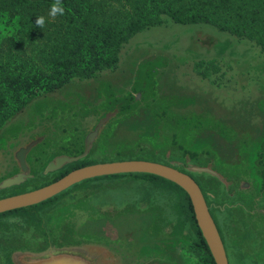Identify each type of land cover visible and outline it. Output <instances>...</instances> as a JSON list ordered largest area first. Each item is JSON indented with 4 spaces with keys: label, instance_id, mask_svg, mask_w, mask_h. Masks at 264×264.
Masks as SVG:
<instances>
[{
    "label": "flooded vegetation",
    "instance_id": "1",
    "mask_svg": "<svg viewBox=\"0 0 264 264\" xmlns=\"http://www.w3.org/2000/svg\"><path fill=\"white\" fill-rule=\"evenodd\" d=\"M212 28L133 41L10 121L0 264L106 237L165 264H217L209 222L225 264H264V40ZM25 140H37L27 169Z\"/></svg>",
    "mask_w": 264,
    "mask_h": 264
},
{
    "label": "trees",
    "instance_id": "2",
    "mask_svg": "<svg viewBox=\"0 0 264 264\" xmlns=\"http://www.w3.org/2000/svg\"><path fill=\"white\" fill-rule=\"evenodd\" d=\"M54 2L0 0V10L12 13L11 19L18 18L22 27L20 35L6 38L0 46V127L37 97L38 90L48 93L72 76L88 77L109 66L117 50L142 31L168 20L224 28L211 16L236 13L242 17L248 7L264 14V0H183L181 5L171 0H62L65 14L52 20L48 13ZM41 15L48 17L44 28L35 24ZM239 31L234 33L245 34ZM37 42L44 48L43 62H48L43 68H37L26 53ZM15 56L22 60L14 63Z\"/></svg>",
    "mask_w": 264,
    "mask_h": 264
},
{
    "label": "water",
    "instance_id": "3",
    "mask_svg": "<svg viewBox=\"0 0 264 264\" xmlns=\"http://www.w3.org/2000/svg\"><path fill=\"white\" fill-rule=\"evenodd\" d=\"M36 103L37 101L34 104ZM6 132L5 129L0 133L1 142ZM36 148L37 140L20 141L15 154L23 169L28 168V159H33L29 157V152ZM201 226L217 264H225L224 256L219 253L221 244L214 227L210 222L204 225L201 223ZM55 240H49L47 244H44L45 242L37 244V264H165L159 257L151 256L141 243L130 247L121 240L106 237L103 240L88 238L81 244L66 243L57 246L50 242Z\"/></svg>",
    "mask_w": 264,
    "mask_h": 264
},
{
    "label": "rangeland",
    "instance_id": "4",
    "mask_svg": "<svg viewBox=\"0 0 264 264\" xmlns=\"http://www.w3.org/2000/svg\"><path fill=\"white\" fill-rule=\"evenodd\" d=\"M173 2H175L176 4L178 3V5H181L183 0H171ZM115 5V3H114ZM118 6V5H116ZM246 13L244 16L240 17L239 14L236 13H226L225 15L222 16H211V18L219 20L223 23V27L228 29L231 32H234L236 30H241L239 32H244L245 34H247L248 36L251 35L253 40H259V41H263L264 40V14L260 12L259 8H253V7H248L246 10ZM7 10H0V46H1V42L3 40H5L6 38L12 36V35H20V32L18 31L19 29H21L22 27L20 24V20L18 18L16 19H11L12 18V13H7ZM10 12V11H9ZM114 10L111 11V13H113ZM254 12H257L255 15ZM108 19L106 18V21ZM212 27H218L217 25H210V24H193V25H181V24H176L171 20H168V22L163 23L162 25L150 28L148 30L142 31L141 33L137 34L136 36H134L128 43H125L121 48H119L116 52V59L107 67H105L102 70L97 71L96 73H99L103 70H106L107 68L111 67L113 65V63L115 61H117V59L121 56V54L127 49L128 45L131 42H137L140 39H148V38H152L151 36L153 35H157V34H168V33H179V31H187V33L192 32L194 34L199 33L202 29L204 30L205 28L207 29H214ZM186 33V34H187ZM192 35L191 37L188 35H183L182 38L184 39H188V40H192L193 36L196 35ZM6 46V43L3 44ZM37 47H34L36 46ZM34 46H31L30 48L27 49V56L31 57L32 60L34 61V64L37 66V68H43V66L48 65V62H43L45 56L42 53L43 51V47L41 45H39V43L37 42ZM14 51H16L14 49ZM1 56V55H0ZM3 57H5V55L3 54ZM21 59V57H17L15 56L13 58V62L15 63L16 61H18V59ZM1 59V58H0ZM43 72L48 76L51 77L52 76V72L49 69H44ZM95 73V74H96ZM80 79H82V77L80 76H72L67 82L69 81H75V82H80ZM67 82L63 83L61 86L63 90H66L67 87L69 86L67 84ZM60 86V87H61ZM58 87V88H60ZM56 88V89H58ZM54 89V90H56ZM52 92V91H50ZM38 95L37 97H35L29 104V106H32L37 100H40L42 97V95L45 93L44 91L38 90L37 91ZM49 93V92H48ZM54 95V94H53ZM28 105H26L24 108H26ZM23 108V109H24ZM23 109H21L20 111H18L16 114H14L13 116H11L9 118L8 121H6L1 127H0V133L5 130L7 128V125L10 124L12 122V120H15L14 117L19 114ZM11 121V122H10ZM189 264H195V262L193 261V259H190V263Z\"/></svg>",
    "mask_w": 264,
    "mask_h": 264
},
{
    "label": "clouds",
    "instance_id": "5",
    "mask_svg": "<svg viewBox=\"0 0 264 264\" xmlns=\"http://www.w3.org/2000/svg\"><path fill=\"white\" fill-rule=\"evenodd\" d=\"M65 14V8L62 4V0H55V2L51 5L50 11L48 13V17H51L54 20L58 15L63 16ZM48 17L46 16H38L35 24L40 28H44L46 22H48Z\"/></svg>",
    "mask_w": 264,
    "mask_h": 264
}]
</instances>
